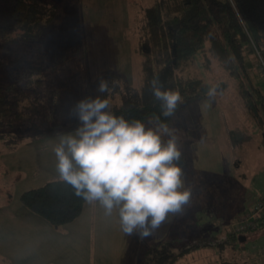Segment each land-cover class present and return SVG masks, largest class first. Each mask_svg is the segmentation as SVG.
<instances>
[{
	"label": "rangeland",
	"instance_id": "rangeland-1",
	"mask_svg": "<svg viewBox=\"0 0 264 264\" xmlns=\"http://www.w3.org/2000/svg\"><path fill=\"white\" fill-rule=\"evenodd\" d=\"M45 1L56 15L43 47L30 50L43 52L36 77L55 94L0 129V264H142L160 243L177 253L200 240L207 245L176 264H264V223L228 236L248 194H264L261 130L238 93L241 84L264 95L259 59L235 75L200 50L177 73L216 87L181 100L169 124L102 122L125 85L141 86L143 11L153 0ZM0 45L2 87L39 63ZM81 168L98 183L72 221L55 226L22 204L23 191Z\"/></svg>",
	"mask_w": 264,
	"mask_h": 264
},
{
	"label": "trees",
	"instance_id": "trees-1",
	"mask_svg": "<svg viewBox=\"0 0 264 264\" xmlns=\"http://www.w3.org/2000/svg\"><path fill=\"white\" fill-rule=\"evenodd\" d=\"M55 15L52 5L45 0H0V43L16 45L25 53L31 52V45L41 49L46 28ZM262 41L264 0H153L143 11L139 41L141 86L125 85L120 101L104 109L106 114L101 121L143 124L155 120L167 125L179 112L181 100L203 97L216 87L198 78L178 75L180 63L192 59L201 50L232 74L240 73L238 68L246 73L247 57L257 58L253 44ZM31 54L37 55L38 65L27 67L23 74L12 76L7 86H0V129L18 119H30L29 109L42 105L55 94L53 84L43 87L41 76L36 77L44 72L43 52ZM19 56L24 58L26 54ZM239 88L238 93L260 128L264 142V116L259 111L260 107L264 109V95L257 88L252 96L241 84ZM97 183L98 174L93 168H81L61 179L23 191L20 200L31 211L60 226L80 214ZM246 234L239 236L244 238ZM228 236L238 235L228 231ZM204 241L188 245L177 253L173 242L160 243L145 252L142 264H176L181 255L207 245Z\"/></svg>",
	"mask_w": 264,
	"mask_h": 264
},
{
	"label": "built area",
	"instance_id": "built-area-1",
	"mask_svg": "<svg viewBox=\"0 0 264 264\" xmlns=\"http://www.w3.org/2000/svg\"><path fill=\"white\" fill-rule=\"evenodd\" d=\"M253 47L260 61V69L264 73V58L262 57L264 41L258 45L253 44ZM247 202L248 208L246 212L243 213L239 221L229 230L232 234L241 235L252 232L257 229L259 224L264 223V194L261 196L248 194Z\"/></svg>",
	"mask_w": 264,
	"mask_h": 264
}]
</instances>
